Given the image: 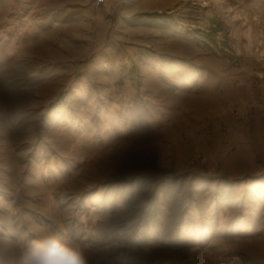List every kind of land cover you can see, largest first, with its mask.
<instances>
[{"label":"rangeland","instance_id":"obj_1","mask_svg":"<svg viewBox=\"0 0 264 264\" xmlns=\"http://www.w3.org/2000/svg\"><path fill=\"white\" fill-rule=\"evenodd\" d=\"M94 1L0 0V264H264V0Z\"/></svg>","mask_w":264,"mask_h":264},{"label":"clouds","instance_id":"obj_2","mask_svg":"<svg viewBox=\"0 0 264 264\" xmlns=\"http://www.w3.org/2000/svg\"><path fill=\"white\" fill-rule=\"evenodd\" d=\"M15 264H95V258L72 236L42 228L19 248Z\"/></svg>","mask_w":264,"mask_h":264},{"label":"crops","instance_id":"obj_3","mask_svg":"<svg viewBox=\"0 0 264 264\" xmlns=\"http://www.w3.org/2000/svg\"><path fill=\"white\" fill-rule=\"evenodd\" d=\"M228 131H227V134L225 136V139L228 140V143L225 145V148H224V151L225 153L230 151L232 148H236L239 146V136H240V133L238 132L237 129H232L234 126L232 125V123L230 122L228 125ZM192 129H195L194 126H192ZM256 131H254V138H255V141L257 143H259V154H262L264 155V125L263 126H258L255 128ZM241 135H242V138H245V135L243 132H241ZM242 145H244V143L242 142ZM245 146V145H244ZM243 146V147H244ZM179 153L177 154V156L182 153V151H178ZM232 153H237V151H233ZM242 159L240 160H235V164L238 166V167H241L242 166ZM263 178H256L254 179V184L252 186H257L256 183H263L264 180H262ZM211 181V180H210ZM194 185V184H193ZM260 186L262 184H259ZM245 186H247V184L245 183H237V184H234V187L235 189L232 188L233 192H234V196L232 197L234 199V201H236V198L238 199L237 201H239L241 195L243 193L240 192V187L241 188H244ZM208 188H209V193H213L214 189H216V191L219 193V195H223L227 192V187H226V182L223 181V180H212L211 182H209L208 184ZM194 192V197H196V192L197 191H192ZM215 196V195H214ZM216 197V196H215ZM217 200H220L218 197H216ZM212 204V203H211ZM214 204V203H213Z\"/></svg>","mask_w":264,"mask_h":264},{"label":"bare ground","instance_id":"obj_4","mask_svg":"<svg viewBox=\"0 0 264 264\" xmlns=\"http://www.w3.org/2000/svg\"><path fill=\"white\" fill-rule=\"evenodd\" d=\"M59 82H60L59 79L56 80V79H54V77H52V76H46V77L44 78V82H43V84H44V85H47L50 89H55V88L58 87L57 85L59 84Z\"/></svg>","mask_w":264,"mask_h":264},{"label":"built area","instance_id":"obj_5","mask_svg":"<svg viewBox=\"0 0 264 264\" xmlns=\"http://www.w3.org/2000/svg\"><path fill=\"white\" fill-rule=\"evenodd\" d=\"M102 1H103V0H95L94 2H95L96 5H98V4H100Z\"/></svg>","mask_w":264,"mask_h":264}]
</instances>
